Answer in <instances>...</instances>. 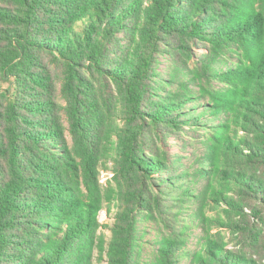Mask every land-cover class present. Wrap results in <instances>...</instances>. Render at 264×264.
Masks as SVG:
<instances>
[{
  "label": "trees",
  "instance_id": "trees-1",
  "mask_svg": "<svg viewBox=\"0 0 264 264\" xmlns=\"http://www.w3.org/2000/svg\"><path fill=\"white\" fill-rule=\"evenodd\" d=\"M182 262L264 264V0H0V264Z\"/></svg>",
  "mask_w": 264,
  "mask_h": 264
},
{
  "label": "rangeland",
  "instance_id": "rangeland-1",
  "mask_svg": "<svg viewBox=\"0 0 264 264\" xmlns=\"http://www.w3.org/2000/svg\"><path fill=\"white\" fill-rule=\"evenodd\" d=\"M163 69L165 68V65H163L162 67ZM69 141H70V138H69ZM171 142V147H169L170 149V152L172 153H175L179 156H185L186 152L189 153L192 151L191 147H188L186 146V143L188 142V139H185L184 141H175L174 139H170L169 140ZM111 178V175L110 173L108 172H103L101 177H100V180H101V183L105 184L106 181ZM99 222H101L102 224H108V225H112L113 223V216H107V213L106 212H102L99 216ZM107 235L108 237H110V232L107 231ZM155 235L152 233L148 236L149 239L151 238H154ZM97 256V254H96ZM181 264H186V262H182Z\"/></svg>",
  "mask_w": 264,
  "mask_h": 264
}]
</instances>
